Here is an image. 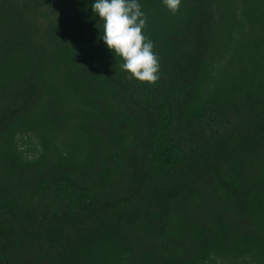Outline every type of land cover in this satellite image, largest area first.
<instances>
[{"label": "trees", "instance_id": "obj_1", "mask_svg": "<svg viewBox=\"0 0 264 264\" xmlns=\"http://www.w3.org/2000/svg\"><path fill=\"white\" fill-rule=\"evenodd\" d=\"M95 0H0V264H264V0H138L129 79Z\"/></svg>", "mask_w": 264, "mask_h": 264}, {"label": "clouds", "instance_id": "obj_2", "mask_svg": "<svg viewBox=\"0 0 264 264\" xmlns=\"http://www.w3.org/2000/svg\"><path fill=\"white\" fill-rule=\"evenodd\" d=\"M163 3L173 14L180 10L181 0ZM91 7L100 18L96 26L102 35L98 39L123 61L120 68L129 73L128 78L155 85L160 79L159 56L153 42L142 34L147 17L138 0H95Z\"/></svg>", "mask_w": 264, "mask_h": 264}]
</instances>
